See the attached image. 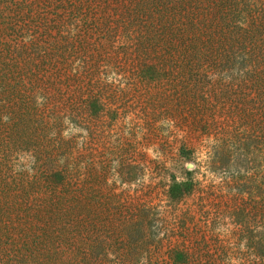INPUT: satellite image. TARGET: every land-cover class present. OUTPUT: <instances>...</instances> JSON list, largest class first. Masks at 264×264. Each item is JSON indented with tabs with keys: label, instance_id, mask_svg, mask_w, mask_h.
I'll list each match as a JSON object with an SVG mask.
<instances>
[{
	"label": "trees",
	"instance_id": "trees-1",
	"mask_svg": "<svg viewBox=\"0 0 264 264\" xmlns=\"http://www.w3.org/2000/svg\"><path fill=\"white\" fill-rule=\"evenodd\" d=\"M14 2L17 4L13 10L19 16L21 12L24 15L23 9L30 7L32 0ZM2 4L7 3L0 0V16ZM134 16L147 26L151 24V32L149 29L141 31L137 51L132 49L123 55L126 62L133 58L135 64L148 66L147 48L151 41V49L160 52L151 62L157 68L165 70L171 65L182 66L191 72L204 68L212 74L219 71L224 75L236 74L231 87H238L242 92L236 95L242 104L236 103L233 110L236 115L255 120L256 125L250 127L252 135L248 139L253 149L251 164L252 167L257 163L264 166V0H134ZM5 17L1 18L4 20ZM74 24L77 23H58L61 27L57 31H63L65 39L61 47L69 55L81 56L83 65L100 66V62L90 60H95L101 51L89 53L91 48L85 44L86 37ZM105 25L109 35L107 42L112 46L119 25ZM163 49L169 53L164 54ZM119 60L116 58L112 63L114 67L123 65ZM105 72V68L55 69L50 73L36 72L34 82L29 81L34 91L27 92L28 103L22 102V106L31 105L33 101L41 109L28 108L25 114L35 118L41 115L50 120L42 123L40 136L44 146L37 157L39 162L30 168L33 174L29 175V170L22 172L27 179L21 184V191L0 196V218L7 219L20 233V241L28 247L30 255L35 248L44 245L65 250L66 260L59 264H79L76 262L84 261L90 255L95 259L105 258L108 240L104 229L107 226L115 235L127 238L116 253L119 264H131L133 258L139 259L149 250L144 246L143 238L151 228V221L155 223L160 215L151 201L139 200L137 194L126 190L116 193L108 181L100 179V174H96V180H90V171L105 168L104 165L118 161L120 157L109 160L112 151L108 157H103L98 137L95 140L94 137H80L78 143L75 137L63 136L64 121L87 133L92 129L91 108L102 106L109 97V85L99 77ZM11 75L7 70H0V104L3 106L19 93L17 86L20 88L24 81L19 75V80L12 83ZM99 112H95V116ZM242 125L240 121L232 122L231 126L221 129L214 127L213 132L203 128L201 135L211 138L212 143L207 147V168L213 175L220 174L222 185L234 194L221 208L201 203L202 225L210 229L212 223H218L224 215L227 216L225 219H235L239 238L247 236L248 241L246 250L238 253L240 264H264V237L258 241L252 235V232L257 233V226L264 235V172L258 181L254 179L255 175H242L245 170L241 171V168L247 169L241 153L246 142L242 138ZM13 152L10 141L0 142V176ZM119 166L122 184L134 180L136 170L146 168L142 161H137L134 152L126 153ZM197 183L189 174V179L183 182L173 181L168 193L174 200H179L194 193ZM5 184L2 190L8 192L13 185L7 180ZM244 195L249 196V203ZM122 211L126 215L118 219ZM108 216L109 223L105 221ZM159 243L153 241L151 245V261L157 264H211L214 262H206L208 259L204 257L234 253L230 245H218L215 251H210L204 249L207 248L205 244L166 247ZM157 260L163 261L158 263Z\"/></svg>",
	"mask_w": 264,
	"mask_h": 264
},
{
	"label": "rangeland",
	"instance_id": "rangeland-1",
	"mask_svg": "<svg viewBox=\"0 0 264 264\" xmlns=\"http://www.w3.org/2000/svg\"><path fill=\"white\" fill-rule=\"evenodd\" d=\"M4 1L7 4L1 5L2 16L6 17L3 20L0 16V70L12 74V83L19 80V75L24 77V81L20 88L17 86L18 94L10 98L5 106L0 104V142L10 141L14 151L10 162H5L9 163L8 169L4 165L6 172L3 171L4 174L0 176V196L15 190L21 191V184L27 179L22 172L29 170V175L33 174L30 168L39 162L37 157L44 146L40 136L42 123L50 118L43 119L41 115L35 118L25 114L28 108L41 109L36 102L22 106V102L28 103L27 92L31 89V93L34 91L33 84L32 87L30 85L35 79L34 73H50L55 69L82 71L84 68H105L106 74L99 77L108 83L109 97H106L102 106L91 108L92 129L87 133L64 121L63 136L75 137L78 143L80 137H94V140L98 137L101 143L99 151L103 157H108L112 151L109 160L120 158L110 161L104 165L105 168L102 166L90 171V180H96V174H100V179L108 181L116 193L130 191L137 194L139 200L151 201V205L158 210V221H151V228H148L143 238L144 246L149 250L139 259L133 258L131 264H157L151 261L153 241L166 247L205 244L207 248L204 249L210 251H215L218 245H230V249H234L233 254L206 256V262L240 264L238 253L246 250L248 241L247 236L241 235L239 238L240 233L234 226L236 220L225 219L227 216L224 215L223 221L212 223L210 229L207 226L205 228L200 211L201 203L221 208L229 203V196L234 194L222 185L220 174L216 172L213 175L207 168V147L212 143L211 138L201 135L204 127L213 132L214 127L221 129L231 126L232 122H242L240 129L246 142L241 153L247 168H241V171L245 170L242 175H255L254 179L258 181L264 172L263 165L257 163V166L252 167L251 164L253 149L248 139L252 135L250 127L256 125L255 120L249 116L236 115L233 110L236 103L242 104L236 98L242 92L238 87H231L236 74L231 72L230 75H224L221 71L212 74L204 68L191 72L182 66L171 65L165 70L157 68L151 62L155 60L153 56L160 52L151 49V41L147 48L148 66L135 64L133 58L126 62L123 55L132 49L137 51L135 48L141 31L149 29L151 32V24L147 26L135 18L134 0H32L31 6L23 9L24 15L21 12L19 16L13 10L17 4L14 1L19 0ZM62 21L77 23L74 26L81 28L86 37L85 44L91 48L89 53L101 51L95 60H90L100 62V66L83 65L81 56L65 53L64 47H61L65 41L63 31H57L61 27L58 23ZM106 23L119 25L114 46L107 42L109 35ZM39 48H42V52ZM162 52L169 53L165 49ZM116 58H120L122 66H113ZM97 111L100 112L95 116ZM133 152L137 161H142L146 168L136 170L134 180L122 184L119 161L124 159L126 153ZM189 174L198 181L195 192L174 200L168 193L173 181L183 182L189 179ZM5 180L13 185L11 189L8 188V192L2 190L6 185ZM244 197L249 203V196ZM125 215V211H122L118 219ZM105 221H111L109 216ZM255 231L256 234L252 232L255 239H263L261 228L257 226ZM19 235L7 219L0 218V264H59L66 260L65 250L44 245L35 248L30 255ZM104 235L108 240L106 257L95 259L90 255L76 263L119 264L116 253L127 238L121 234L115 235L109 226L104 229ZM161 261L157 260L158 263Z\"/></svg>",
	"mask_w": 264,
	"mask_h": 264
},
{
	"label": "water",
	"instance_id": "water-1",
	"mask_svg": "<svg viewBox=\"0 0 264 264\" xmlns=\"http://www.w3.org/2000/svg\"><path fill=\"white\" fill-rule=\"evenodd\" d=\"M189 168H191V165H189Z\"/></svg>",
	"mask_w": 264,
	"mask_h": 264
}]
</instances>
